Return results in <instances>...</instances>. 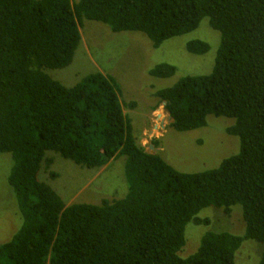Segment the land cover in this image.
<instances>
[{
    "label": "trees",
    "instance_id": "trees-1",
    "mask_svg": "<svg viewBox=\"0 0 264 264\" xmlns=\"http://www.w3.org/2000/svg\"><path fill=\"white\" fill-rule=\"evenodd\" d=\"M205 18L221 33L213 72L155 97L181 133L206 127L209 116L236 121L228 133L241 150L217 169L181 173L147 153L125 113L136 103L121 101L111 76L90 74L67 87L50 75L73 64L85 20L142 33L159 48ZM209 49L200 40L188 45L194 55ZM175 73L166 64L151 71ZM7 153L22 225L0 246V264H239L245 241L264 247V0H0V154ZM49 153L96 170L126 157L128 195L67 206L40 179L43 165H53ZM236 206L243 236L209 230L194 255L180 256L187 227L212 224L203 210L232 217ZM257 258L264 264V251Z\"/></svg>",
    "mask_w": 264,
    "mask_h": 264
},
{
    "label": "rangeland",
    "instance_id": "rangeland-1",
    "mask_svg": "<svg viewBox=\"0 0 264 264\" xmlns=\"http://www.w3.org/2000/svg\"><path fill=\"white\" fill-rule=\"evenodd\" d=\"M71 1L76 3L79 0ZM80 31L82 44L73 64L64 70L51 71L50 75L67 87L95 73L114 78L121 90V101L124 104L136 103L133 109L125 108V113L132 120L135 138L147 153L158 154L181 173L196 174L217 169L224 160L240 152L241 139L228 133L236 123L234 119L209 116L206 127L181 133L171 127L168 111L155 97L157 92L174 87L186 77L206 76L213 72L221 46V33L211 27L208 18L194 32L167 40L159 48H155L142 33H114L109 26L95 21L85 20ZM198 40L210 47L205 55H194L188 51L189 43ZM164 64L176 68L174 76L157 78L151 75L152 70ZM155 142L158 147L150 149ZM48 156L54 157L53 165L48 171L43 165L40 179L67 206H98L104 201L122 200L129 193L126 157L96 170L80 167L54 153ZM13 167V156L0 154V246L11 241L22 225L17 199L9 184ZM51 174L57 177H51ZM242 215L241 206L233 208L232 217H226L221 209L203 210L201 218L212 220V224H190L186 229V246L180 256L188 258L194 255L209 230L243 236L246 226ZM259 250L264 251L259 243L245 241L239 251L238 263H256Z\"/></svg>",
    "mask_w": 264,
    "mask_h": 264
},
{
    "label": "water",
    "instance_id": "water-1",
    "mask_svg": "<svg viewBox=\"0 0 264 264\" xmlns=\"http://www.w3.org/2000/svg\"><path fill=\"white\" fill-rule=\"evenodd\" d=\"M163 104H164V107L166 108L167 103L164 102ZM170 120L173 121L171 117H170ZM150 149H152V150L154 149V145L153 144L150 145ZM149 154H151V153H149Z\"/></svg>",
    "mask_w": 264,
    "mask_h": 264
},
{
    "label": "bare ground",
    "instance_id": "bare-ground-1",
    "mask_svg": "<svg viewBox=\"0 0 264 264\" xmlns=\"http://www.w3.org/2000/svg\"><path fill=\"white\" fill-rule=\"evenodd\" d=\"M162 115V114H161ZM165 115V114H164ZM160 116V115H159ZM163 120V119H162ZM157 132V131H156Z\"/></svg>",
    "mask_w": 264,
    "mask_h": 264
}]
</instances>
